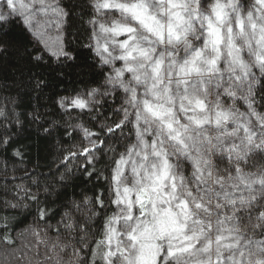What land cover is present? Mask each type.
<instances>
[{"label": "trees", "instance_id": "16d2710c", "mask_svg": "<svg viewBox=\"0 0 264 264\" xmlns=\"http://www.w3.org/2000/svg\"><path fill=\"white\" fill-rule=\"evenodd\" d=\"M53 1L61 16L58 54L40 47L18 15L0 21V264H109L107 237L118 211L114 173L139 138L125 117V88L114 83L94 48L99 18L94 0ZM204 1L209 6L213 2ZM235 1L245 11L251 8L252 0ZM197 23L201 35L204 30ZM229 66L223 62L219 69ZM249 67L246 84L230 93L237 96V106L245 105L264 121V70ZM92 93L97 95L86 100L85 108L63 104ZM155 126H149L148 140L155 136ZM261 141L264 131L254 144ZM234 144L240 148L239 158L223 144L207 148L204 159L210 164L204 174L211 171L213 191L219 192L220 184L213 181L220 178L234 197L241 190L248 201L235 206L222 202L223 207L213 210L212 221L215 224L217 215L231 218L224 228L234 230L240 247L229 254L240 259L243 252L245 264H254L264 258V187L256 183L249 191L232 184L238 175L264 176V146ZM170 163L174 172L181 170L194 194H201L193 160Z\"/></svg>", "mask_w": 264, "mask_h": 264}, {"label": "snow or ice", "instance_id": "6c2138e0", "mask_svg": "<svg viewBox=\"0 0 264 264\" xmlns=\"http://www.w3.org/2000/svg\"><path fill=\"white\" fill-rule=\"evenodd\" d=\"M264 6V0H257ZM6 6L11 12L23 11L28 5L23 0H5ZM98 8H115L120 10L138 27L129 23L114 21L111 27L101 25V30L111 33L114 37L126 35L122 41L113 40L121 49V54L114 59L124 61L122 68H117L115 77L119 81L125 72L132 74V81L136 84L147 85L145 98L138 100L136 89L121 82L126 91L131 92L130 102H136L139 111L136 113L137 121L143 120L146 125L158 126V137L166 136L167 139L175 142L178 150L187 152L190 147L188 141L194 140L189 135L191 126L203 127L206 124L214 123L219 127L224 121L233 118V114L224 110L212 112L205 100L196 94L195 90L189 92L185 87L184 93L179 95V109L184 112L189 121L188 124H181L176 118V99L172 94V76L175 74L179 79L177 85H187L186 77L193 73L202 75L205 72L218 71L217 63L222 56V49L227 50L231 57V63L240 67L247 74L248 65L241 59L240 47L236 43L237 37L241 38L246 46L252 50V42L255 40L258 50L254 51L255 60L264 70V16L259 22L249 13L245 18L238 13L235 17V29L230 19L227 8L235 10L234 0L228 4L221 0H215L210 7V12L204 14L200 10V0H132V2H121V0H103L97 4ZM7 16L0 14V21L7 20ZM199 21L206 32V37L201 48L192 51L191 55L182 63H177L173 57L168 61L165 68V57L163 54L156 56V43H167L178 45L183 43L186 48H192L189 34H195V22ZM25 23H29L26 19ZM151 34L155 40L149 39ZM250 30V31H249ZM199 39V37H197ZM147 44V46H145ZM104 52H108V46H103ZM109 55H111L109 53ZM172 55L171 53L169 54ZM108 63L106 59L104 61ZM230 71L235 69L230 68ZM236 79H240L239 76ZM167 81V82H166ZM150 97V98H149ZM73 106L79 108L87 107L86 101L76 98L72 101ZM116 127H120L118 124ZM111 131V129H109ZM147 130V129H145ZM245 140L248 145L254 147L264 146L254 144V134L246 126ZM87 134V133H86ZM235 134V130L231 135ZM211 144V141H207ZM141 148L136 154L141 156V162L134 164L132 168L135 177L131 186L123 185V173L121 168L128 163L121 157L116 168L114 179L117 183V203L124 205L123 215L114 217L110 222L107 242L109 251L106 256L109 264L111 257L119 253L123 256L124 264H158L161 252H165L167 258H175L179 264L180 257L195 258L192 264H213V253L215 264H245L243 252L240 259L235 255L225 257L223 249H239L240 239L233 235V229L224 228L230 217L223 219L217 215L215 224L212 221L214 209H220L223 205L217 202L212 204L213 198L223 196L227 205L235 206L238 202L245 204L248 201L243 196L234 197L232 193L223 191V183L220 178L213 182L221 185V192H215L211 188L201 190L202 194H194L193 190L185 183L184 177L178 176L173 171V165L168 158V152L163 147L164 140L157 139L151 145L146 144L141 138ZM215 147V145H212ZM150 149V151L148 150ZM198 150V149H197ZM89 151V149H85ZM227 151L235 152L239 158L240 148L238 145H231ZM155 158V159H151ZM196 168L198 181L206 183L204 172L210 162L202 157H191ZM131 153L129 154V160ZM239 172V169H237ZM211 171L207 172V178H211ZM236 183L233 188L244 185L249 191L252 185L259 183L264 187V176L250 179L243 175L233 178ZM254 199V197H253ZM138 206L140 215L133 212ZM123 219L127 224L125 235L127 245L122 247L123 241L117 240L116 251L111 250L113 237L117 230L111 227V223H118ZM227 232L228 235H225ZM215 233V234H214ZM229 237H233L230 243H226ZM264 255V248L260 249ZM251 254V253H250ZM251 264V262H250ZM254 264H264V258L257 259Z\"/></svg>", "mask_w": 264, "mask_h": 264}, {"label": "rangeland", "instance_id": "374dc122", "mask_svg": "<svg viewBox=\"0 0 264 264\" xmlns=\"http://www.w3.org/2000/svg\"><path fill=\"white\" fill-rule=\"evenodd\" d=\"M103 2V0H94V7L96 10V13L98 15V20L95 21L94 24V39L93 44L94 48L97 51L98 55H100L103 62L107 59L108 63H106L113 73L114 83H120V81L123 82L124 85L129 87H134L136 89L138 100L145 98L146 92L145 89L147 85L145 84H136L134 81H132V74L125 72L124 76L120 78L118 81L115 77V72L117 68H122L124 65V61L119 59H114V57H118L121 54V49L118 47L117 44H113L112 41L115 39L117 41H122L126 39V35H121L114 37L111 33H106L101 30V25H105L106 27H111L113 25L114 21H118L120 23H129L132 24L134 27H138L137 23L135 21H132L130 17H127L125 14H123L120 10L115 8H98L97 4ZM121 2H132V0H121ZM222 3L228 4L229 0H221ZM23 3L28 5V8L23 11H17V12H11V10L6 6L5 0H0V14L6 15L7 17L13 14H16L20 17L21 20L24 21L27 19L29 23H25L32 33V38L34 41L41 47L49 48L50 51H52L53 54H58L60 52V39H61V31H60V23H61V16L60 13L57 12L56 8L54 7V1L53 0H23ZM215 3V0H213L212 4ZM211 4V5H212ZM235 4V10L231 7L227 8V11L229 13L230 19L232 20L234 30L235 29V17L237 13L246 19L247 15L251 13L254 17V19L259 22V18L261 16H264V6H261L257 0H252L251 8L248 10H244L242 7V4H238L237 1L234 0ZM207 2L204 0L200 1V10L204 14H208L210 12V7ZM199 21L195 22V27L198 29V23ZM200 29L203 31L204 28L201 27ZM197 30L195 31V34H189L188 39L191 41L192 48H186L183 43L178 45H169L167 43H156L153 46L156 48V53L154 55L159 56L161 54L165 57V68L168 66V61L172 59L173 57L177 61V63H182L184 59L188 58L192 51L198 48H201L203 46L206 32L205 30L201 33V35H198ZM250 31V30H249ZM141 34L148 35L149 39L155 40V37H152L151 34L144 33L142 29H140ZM199 37V39H197ZM237 45L240 47V56L241 59L248 65V69H250V66H258L260 67L259 63L255 60V55L253 54L254 51L258 50V46L255 43V40L252 42V50L248 48L243 42V40L239 37L236 39ZM107 44L108 46V52H104L103 46ZM183 45L184 47V54H179V48ZM147 46V44H145ZM109 53L111 55H109ZM172 54L171 56L169 54ZM222 56L220 60L217 63V69L218 71L209 73L205 72L202 75H197L193 73L192 75L186 77L187 79V85L180 84L177 85L176 80L179 79L175 74L172 76V83L170 88L172 89V94L177 97L176 99V118L179 120L181 124H188L189 121L187 119L188 115H191V113H188L187 115L180 111L179 109V95H182L184 93L185 87L188 88L189 92H192L195 90L196 94L199 95L201 98L205 100V103L208 105L209 109L214 112L216 110H224L227 112H230L233 114V118L224 121L219 127H217L214 123L212 124H206L203 127H197L195 125L191 126V130L189 135L194 137V140L188 141L190 145H194L193 147H190L187 152H181L178 150V147L175 142L167 139L166 136H159L158 133V127L156 124L155 128V136L148 140V135L151 133L149 131V125H146L143 120L137 121L136 113L139 111L138 104L136 102H130L131 100V92L126 91L127 95V102L125 103V117L130 120L133 124V126L136 128V135L139 138L138 144H136L135 147H132L128 149V151L123 155L126 160H128V163L125 164L121 171L123 173L122 178V186L123 185H129L133 183L135 177L132 172V168L134 164H139L141 162L142 157L137 155L136 153L140 151L141 148V138H143V141L146 144L151 145L153 141L157 139L164 140L163 147L168 152V158L171 162V159L173 161L178 160H185L190 161L193 160L191 157H202L205 158V154L207 153V148H210L211 145L214 144V142L217 144H223V147H228L231 144H234L235 142L244 143L245 145L243 147L249 146L245 140L246 132L244 130L245 126L251 130V132L254 134V141H258L260 139L261 131H264V121L261 119L260 116H258L253 110H248V108L244 105V108L242 109L239 106L236 105V95L233 97L230 93V91L237 92L241 86L244 84V80H246L247 76L244 71L240 69L239 66L233 65L231 63V57L227 55V50L222 49ZM225 63H230V66L228 68H221L219 69L220 65H223ZM230 68L235 69V71H230ZM261 68V67H260ZM262 70V69H261ZM249 71V70H248ZM253 75V74H251ZM239 76L240 79H236V77ZM255 76V75H254ZM252 78V76H250ZM244 79V80H243ZM243 80V82H242ZM167 82V81H166ZM247 82V81H246ZM206 86H205V85ZM123 87V86H121ZM125 88V87H123ZM210 89V90H208ZM96 93H92L90 95H79L77 97L65 100L63 104L68 106H73L72 101L76 98L83 99L86 101L90 98H95ZM239 96V95H238ZM90 97V98H89ZM150 98V97H149ZM67 107V106H66ZM153 125V124H152ZM147 129V130H145ZM235 130V134L231 135ZM205 136V137H202ZM212 141L213 144H209L206 141ZM171 144L172 146H170ZM172 148V149H171ZM171 149V150H170ZM177 151H173V150ZM198 149V150H197ZM226 149V148H225ZM150 151V149H148ZM227 150V149H226ZM173 151V152H172ZM131 153V159L129 160V154ZM191 158V160H190ZM155 159V158H151ZM120 161V160H119ZM118 166V165H117ZM181 170L175 171L178 176H182L180 174ZM116 174V170L114 173V176ZM205 179L207 180L206 183L198 181V186L196 188L197 191L211 188L210 181L206 177V173L204 174ZM114 186H115V202L118 199L117 196V183L114 179ZM221 186V185H220ZM212 189V188H211ZM213 190V189H212ZM220 190L221 187H220ZM219 190V192H221ZM230 189H225L223 185V191H228ZM218 192V191H217ZM241 190L235 191L234 193L236 197L243 196L244 194L240 193ZM232 193V192H231ZM223 196L219 198H215L214 201L217 203H222L225 200H223ZM214 203V204H216ZM117 204L118 211L116 217H121L124 209V205L122 203ZM133 212L136 216L140 215L139 210L134 207ZM111 227H114L117 230V235L113 237V249L112 251H116V243L117 240L123 241L122 247L126 246L127 236L125 235V232L127 230V224L123 219L119 220L118 223H112ZM228 235V234H227ZM233 237H229V240L226 241V243H230L232 241ZM223 255L225 257H228L229 251L228 249H223ZM119 253H117L116 259L111 260V264H124L123 256L119 257ZM166 253L161 252L160 257L158 259V264H178L177 259L175 258H167L165 259ZM260 258V256H259ZM186 257L180 258L179 264H192L191 261L186 260ZM213 264H215L216 257L212 258Z\"/></svg>", "mask_w": 264, "mask_h": 264}]
</instances>
